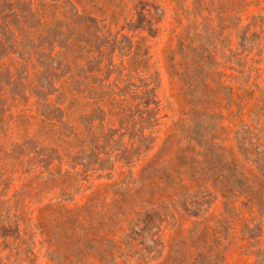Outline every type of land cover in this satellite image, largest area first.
Wrapping results in <instances>:
<instances>
[{
    "label": "rangeland",
    "instance_id": "374dc122",
    "mask_svg": "<svg viewBox=\"0 0 264 264\" xmlns=\"http://www.w3.org/2000/svg\"><path fill=\"white\" fill-rule=\"evenodd\" d=\"M228 85L264 90V0H0V264H264L225 208L264 202V99Z\"/></svg>",
    "mask_w": 264,
    "mask_h": 264
},
{
    "label": "trees",
    "instance_id": "16d2710c",
    "mask_svg": "<svg viewBox=\"0 0 264 264\" xmlns=\"http://www.w3.org/2000/svg\"><path fill=\"white\" fill-rule=\"evenodd\" d=\"M142 13H144L142 10H140ZM199 51L194 50L193 47H188L185 43H181L178 46L175 47L174 49V53H179L180 54V59H181V64H184L186 67L191 66L190 64V60L193 58V56L195 55V53H197ZM206 50H202L201 51V55H206L205 54ZM211 58L213 57L212 55H209ZM254 62H258L256 61V59L254 60ZM211 66V65H210ZM251 66L253 68H255L256 66L252 63ZM197 67L199 68V70L201 71V69H205L208 67V65H205V63H198ZM210 68V67H209ZM183 72H179V78L181 80L184 79ZM201 78V77H199ZM198 76L194 77L193 81H201V79L199 80ZM228 87V96H229V103H234L237 102L238 106H239V112L238 114L241 115L242 111L244 109V103L246 98L250 97V98H258V101L263 100L264 99V90L261 91V96L256 97L255 96V91L254 90H246L247 93H245L244 95H239L237 96V98H234V92H233V88L232 86H226ZM258 106V103L255 104V107ZM243 186L238 187L237 190L235 192H232L233 194L227 196L228 197V201L225 204V208L227 210H232L231 209V204L233 203L232 200V196L236 195L237 192H239L242 195H245V197L247 198L244 203L246 205H251V206H258V211L260 212L261 216H264V202H262V200L256 199V197L249 195L250 192L253 190V188H255V184L254 182L250 179L249 176L247 175H243ZM233 205V204H232ZM234 206V205H233ZM214 247H212V245L210 246V250L207 252H203L202 254L206 255L205 259H207V256H212V255H216V259H220V252L218 250H216V252H213Z\"/></svg>",
    "mask_w": 264,
    "mask_h": 264
}]
</instances>
